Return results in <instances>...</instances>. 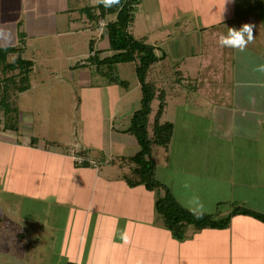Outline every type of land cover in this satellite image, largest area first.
I'll return each instance as SVG.
<instances>
[{
	"label": "crops",
	"instance_id": "0c3cea01",
	"mask_svg": "<svg viewBox=\"0 0 264 264\" xmlns=\"http://www.w3.org/2000/svg\"><path fill=\"white\" fill-rule=\"evenodd\" d=\"M97 6L0 0V51L10 48L0 54V264H264V222L236 215L227 228L189 225L177 239L156 209L165 191L128 184L141 148L128 129L142 90L130 100V83L111 82L90 60L118 52L107 30L117 14L100 17ZM245 23L254 39L243 51L218 44L227 28ZM129 31L159 58L147 75L157 86L149 134L161 91L160 123L174 124L169 147L152 146L156 177L193 211L220 219L236 205L264 212V107L254 71L264 62V0H141ZM20 57L33 63L28 73L8 67ZM234 71L243 72L236 95ZM105 99L110 147L100 124L94 139L84 126L92 109L103 118ZM66 103L72 110L63 121L55 104ZM192 117L205 119L208 143L191 142ZM178 138L188 141L173 148ZM72 146L95 164L76 165Z\"/></svg>",
	"mask_w": 264,
	"mask_h": 264
},
{
	"label": "trees",
	"instance_id": "16d2710c",
	"mask_svg": "<svg viewBox=\"0 0 264 264\" xmlns=\"http://www.w3.org/2000/svg\"><path fill=\"white\" fill-rule=\"evenodd\" d=\"M141 0H121L120 5L112 8H104L98 4L100 17L107 14H117L115 21L107 24L110 45L113 50L118 51L112 56L100 59L99 56H91L90 60L96 64L98 69L109 78L111 82L121 86L128 87L129 81L122 80L114 74L113 65L118 63H136V75L141 84L142 99L141 107L138 109L131 120V126L128 131L133 134L140 145V150L130 158L136 163L132 169L133 175L127 176V182L130 186L144 185L148 190L163 189V196L156 201L157 212L164 219L165 225L172 235L177 239H183L186 235V229L189 225H194L198 229L207 227L224 229L227 228L232 218L236 215L252 216L264 222V212L256 211L242 205H236L225 218H217L212 213L193 211L184 207L175 197L172 190L156 177L157 164L152 156V146L157 144L165 148L169 147L171 142L174 124L171 122L160 123V119L166 105V95L164 91L159 94L160 104L155 116V125L153 136H150L148 125L149 116L152 113V102L157 95V86L152 81L147 80L150 67L156 63L159 58L155 52L156 47L144 40L137 39L130 31V25L135 18L137 5ZM10 48H4L0 54L9 51ZM25 64V66H24ZM31 61H26L22 57L18 58L16 64H10L8 67L15 69L21 67L22 72L28 73L32 67ZM89 163H86L87 165ZM72 264V263H68Z\"/></svg>",
	"mask_w": 264,
	"mask_h": 264
},
{
	"label": "rangeland",
	"instance_id": "374dc122",
	"mask_svg": "<svg viewBox=\"0 0 264 264\" xmlns=\"http://www.w3.org/2000/svg\"><path fill=\"white\" fill-rule=\"evenodd\" d=\"M260 63V64H259ZM259 63H257L255 65V68L258 66V65H261V64H264V62L260 59ZM114 74H116L117 76H120L121 78L129 81L130 85H131V90H130V93H129V98L130 100L134 101V100H138V98L141 96V89L139 87V80L137 78V75L135 74V66H134V63H126V64H120L117 66V69L113 71ZM233 76H231L230 80V91H231V94L233 93L234 95H236V91H237V85H236V82H237V78H241L240 76L243 74L242 73H238L236 71L232 72ZM257 75H260V80H261V83L259 85H255V92L256 94H259L261 96V104H262V107H264V73L262 72H258L257 71ZM259 77H257L259 79ZM154 79L156 77H153ZM260 82V81H259ZM113 86V85H112ZM116 86L118 87V85L116 84ZM116 87V88H117ZM105 96H107V92L103 93ZM44 105V104H43ZM89 104H83V107H87ZM55 106H58L59 108L57 109L60 113H57L56 112V116L58 117H70L71 116V112L69 110H67L68 108H70L72 110V107H71V104L70 103H66V104H55ZM91 107V106H90ZM93 107V105H92ZM109 102L107 99H105V102H104V109L102 110V115H103V118L100 119L96 116V111L95 109L89 113V114H86L85 116V129H87V136H89V138H93L92 136L96 135L94 133V128L93 127H98L97 124H100V132H101V143L103 145H106L107 147H110V144L108 142H105V138H107L108 136V129H109V126L111 124V120L109 118ZM155 109H157V104L155 106ZM159 109V108H158ZM101 112V111H100ZM193 118V117H192ZM63 121H66L67 118H63ZM191 123H194L192 124L191 127L189 128H192L193 131H195V133L192 135V139H191V142L192 143H195V144H204V143H208L209 142V134H205V130H204V121L205 119H199V118H193V119H188ZM185 119H182V120H178V132L184 134L186 132V130H188V128H185ZM199 123H202L203 126H198L197 124ZM153 127V132H154V125H155V121L154 123L152 122L151 124ZM83 126V127H84ZM97 129V128H96ZM98 133V131H97ZM152 136H153V133H152ZM94 139V138H93ZM213 139V138H212ZM188 140H185V141H180L179 138L177 141H175L174 145H176V147H173V148H177L178 144H184V142H187ZM214 142H220L218 139H214L213 140ZM198 147V146H197ZM199 148V147H198ZM72 149H80L79 147L77 146H72L71 148L69 147L68 148V151L70 154H72ZM80 150H83L82 148ZM86 151V149L84 150ZM88 153V156L91 158L92 162H90V164H95L96 162V157L93 156L90 152L86 151ZM130 176L133 175V172H131L129 174ZM48 258V257H47ZM40 264H45V263H40Z\"/></svg>",
	"mask_w": 264,
	"mask_h": 264
},
{
	"label": "clouds",
	"instance_id": "9594fccd",
	"mask_svg": "<svg viewBox=\"0 0 264 264\" xmlns=\"http://www.w3.org/2000/svg\"><path fill=\"white\" fill-rule=\"evenodd\" d=\"M94 3L102 5L104 8H112L120 5L121 0H94ZM227 34H220L218 44L221 47L232 48L243 51L254 39L253 25L243 24L240 28H227ZM254 71L264 73V64L258 65Z\"/></svg>",
	"mask_w": 264,
	"mask_h": 264
},
{
	"label": "built area",
	"instance_id": "2783aa9c",
	"mask_svg": "<svg viewBox=\"0 0 264 264\" xmlns=\"http://www.w3.org/2000/svg\"><path fill=\"white\" fill-rule=\"evenodd\" d=\"M74 162L78 166H84L86 163L92 162L91 158L88 156V153L80 149H72L71 154Z\"/></svg>",
	"mask_w": 264,
	"mask_h": 264
}]
</instances>
